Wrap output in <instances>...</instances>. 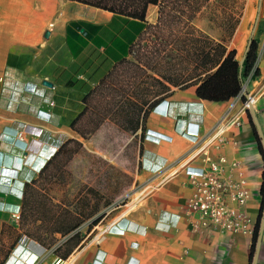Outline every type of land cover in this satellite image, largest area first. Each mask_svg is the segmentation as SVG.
<instances>
[{"label":"crops","instance_id":"1","mask_svg":"<svg viewBox=\"0 0 264 264\" xmlns=\"http://www.w3.org/2000/svg\"><path fill=\"white\" fill-rule=\"evenodd\" d=\"M112 20L70 0H0V264H264L250 122L264 149V0H160L138 33ZM72 22L102 30L80 42ZM256 38L260 75L229 101L199 99ZM69 39L86 43L78 56ZM220 158V178L241 172L251 193L249 233L196 230L186 212L190 174Z\"/></svg>","mask_w":264,"mask_h":264},{"label":"trees","instance_id":"2","mask_svg":"<svg viewBox=\"0 0 264 264\" xmlns=\"http://www.w3.org/2000/svg\"><path fill=\"white\" fill-rule=\"evenodd\" d=\"M73 2L81 3L90 7L101 9L113 14V20L110 26L117 20H121L128 27L135 30L137 33L147 27L146 13L150 5H156L160 0H70ZM84 30L83 34L91 37V34H97L102 30L101 27H95L93 25L84 22H72L68 26V38L73 36L75 40L81 42V38L78 35V31ZM103 32H107L103 29ZM95 41H97L95 39ZM259 39H253L251 45L248 48L245 59L240 65L236 60V52L231 51L224 58L218 69L198 85L196 89V96L199 99L207 100L211 102H225L229 101L242 92L243 79L250 77L251 79L257 78L260 74L257 68L258 52H259ZM86 46V43L79 45L78 43H72L69 39V47L72 50L74 56H78ZM10 56V65H11ZM252 129L256 138L258 149L262 154L264 161V149L262 142L257 131V128L253 124ZM28 185L25 186V192L28 189ZM261 196L264 202V172L263 182L261 186ZM78 227V226H77ZM76 227V228H77ZM76 236V235H75ZM72 237L70 240H74L76 237ZM258 237V228L253 234V246L256 243ZM252 246V248H253ZM66 257V256H64Z\"/></svg>","mask_w":264,"mask_h":264},{"label":"built area","instance_id":"3","mask_svg":"<svg viewBox=\"0 0 264 264\" xmlns=\"http://www.w3.org/2000/svg\"><path fill=\"white\" fill-rule=\"evenodd\" d=\"M255 102L256 95H250L244 102V110H252ZM224 128L225 126L222 125L217 132ZM195 137L199 138V135L197 134ZM18 139L22 141L21 137ZM223 163H225V159L220 158L219 164L210 163L208 169H201L195 174L189 173L194 193L187 202L186 212L193 220L192 225L196 230L211 229L234 234L249 233L250 219L243 209L250 199L251 193L246 187L241 172H239V178L236 181L220 178V164ZM235 166L234 164L233 167ZM13 217L19 219L16 213ZM105 233L106 230H103L99 236L102 237ZM27 240L28 237L23 236L22 242ZM72 262L74 260L71 257L63 263L71 264ZM57 264H62V260H58Z\"/></svg>","mask_w":264,"mask_h":264},{"label":"water","instance_id":"4","mask_svg":"<svg viewBox=\"0 0 264 264\" xmlns=\"http://www.w3.org/2000/svg\"><path fill=\"white\" fill-rule=\"evenodd\" d=\"M47 36H48V34H47ZM250 45H251V42H250ZM250 45H249V46H250ZM44 84H45V85H48L46 82H45Z\"/></svg>","mask_w":264,"mask_h":264}]
</instances>
